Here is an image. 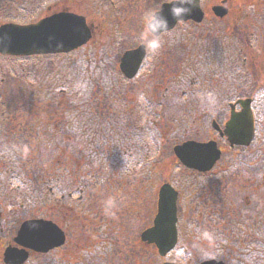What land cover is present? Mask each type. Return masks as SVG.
Wrapping results in <instances>:
<instances>
[{"label": "rangeland", "instance_id": "rangeland-1", "mask_svg": "<svg viewBox=\"0 0 264 264\" xmlns=\"http://www.w3.org/2000/svg\"><path fill=\"white\" fill-rule=\"evenodd\" d=\"M163 1L125 0L124 2V0H120L115 3V6L101 7L104 8L101 11L96 9L89 0L60 1V3L50 5L48 9L42 10L39 14L33 15L31 19L38 20L53 12L66 9L85 15L89 23H95L96 26V33L87 45L67 54V57L63 55H48L30 57L21 61L5 59L4 57L0 59L1 68L5 70L4 72L0 71V115L3 114L5 117V120H3L0 116V143L6 146L13 145L8 152L3 151L1 159L18 163V168H15V170L17 169L21 173V179H19L20 190L24 194L30 190V197H32L28 205L29 209L25 207L20 210L18 216L21 217V220L29 217L51 219L61 225L67 232V242L63 247L51 251L49 255L53 257H71L73 261L81 259L86 252L97 254L100 248H105L110 254H113L115 250L118 252L112 261V263L115 262L113 264H162L165 260L182 264H199L203 260L211 258L222 259L227 264H255L263 262L264 242L262 240L264 238V223L262 222L264 220H261L260 224H258V221L253 224L249 215H253L255 212L259 215L261 212L260 218H264V165H262L264 162V135L262 136L259 133L253 143L257 146L255 150L258 151V155L252 159L251 162L253 164L251 165H261L259 173L255 172L252 174L240 171L239 162H236V164H231L230 162L233 157L232 153H227L221 163L211 172L210 180L218 177L213 181L214 186L221 191L222 196H218V189L213 192L211 189L208 192V190L205 191L202 188L203 185L208 184L209 178L206 176L195 178L192 172L179 166L177 167L176 156L170 153H165L164 155L162 152L154 154L147 161L149 163L138 167V177H126V179L122 177L123 179L119 180L117 177L122 175L117 173L110 175L111 173H108V164H114L117 161L126 162L127 160V152L129 151L120 146V144L122 145V139L118 138L119 147L115 145L112 150L101 149V144L97 142L98 137L95 136L94 130H88L85 132V136L82 135V126L85 125L84 122L86 121H83L81 117L77 118L74 112L70 113L65 110V106H68L71 101L72 96L69 97L71 89H73V92L75 90V92L78 91L82 94L81 89H78V87L86 84V89H83L86 92L83 94L84 96L90 94L91 97H94L97 92L95 89L91 90L90 88L89 73L84 70L86 62L90 64L91 68H94L95 64L91 63V61L98 57L95 54L98 49H101V51L105 50L106 55H111L114 50H117L118 45L116 44L111 48L112 52H107L112 41L118 35L130 34L134 38L130 39L129 37V41H125L121 51L143 41L145 14L149 11H156ZM221 1L202 0L206 7ZM257 1L264 2V0H230L229 2L235 5V13L233 12L227 22L233 18L236 21L239 13L242 12L243 28L246 32H254L261 38L262 36L259 33L263 32V21L259 19L258 24H256V18L249 13V10L261 7V4H258L257 7ZM109 8L112 9V15L120 14L112 22L109 21L111 19L108 16ZM36 11L38 12L39 10L36 9ZM100 12L105 14L103 15ZM105 21L108 22L105 23ZM183 28L185 26L178 27L173 33L181 37L186 32ZM178 37L176 41L171 38L161 43L162 47H167L172 51L173 59L178 58V65H184L186 69H194L195 71L196 65L204 61L206 57H217V50L211 51L207 49L208 54L201 51L196 56L192 54L193 58L189 60L186 49L191 40L188 41L183 37L181 43ZM226 48L219 49L218 58L222 56L224 51L226 52ZM244 53L250 58L248 63L251 64L253 61L257 65L258 76L262 77L260 82L264 84V70H261V67L264 66V42L257 47V51L246 48ZM194 60L197 61L195 62ZM10 61L15 65L9 68H16V71L22 72H24V68L25 72L33 77L28 81L32 82L33 86L37 87L40 85L42 88H38L39 91L35 94L29 91L30 83L23 81L22 87L25 88V91L23 90L22 92H26L27 86V91L33 95L32 104L27 103L25 97L22 98L26 102L19 99L22 95L19 90L22 89L12 90L9 87L10 85L7 84L9 81V74H7L9 70L5 66L9 65ZM115 65H117L116 62ZM161 70L162 72L157 76L162 80L164 77L168 79L162 82L163 87L161 89L152 91L157 97L156 100L160 99V96L164 94L165 86H170L167 82L172 74L164 69ZM47 72L50 74H47ZM102 74L103 71L101 70L97 73L98 80L110 86L111 80L107 77V74L103 77L101 76ZM213 78L215 79V76ZM213 78H202L201 81L200 79L198 80L200 81L198 83H196V79L193 83L190 79L187 84L177 89V105H173L171 110L168 109L170 113L168 116L173 115L174 119L165 123L163 118L159 117L160 126L158 130L164 126L165 132L168 133V137L163 143L168 142L167 144L171 145L170 142L175 143L177 139L185 140L194 136L202 139L206 137L204 134L197 135L199 132L198 128H200L202 123L201 117L207 112L208 114L213 112L214 106L209 108L201 102L205 107L200 108L199 103L195 101L198 98L193 97L199 96L201 100V96L206 94L207 90L212 91L208 85L215 83L214 93L223 98L228 85L225 83L223 88L217 87L216 81L210 82ZM91 79L94 80L92 76ZM48 83L57 84L56 86L54 85L55 88L51 93L53 98L50 97L47 91L46 86L50 85ZM158 83L159 81L156 80L155 85H153L156 86ZM92 85L94 86L93 83ZM16 86L18 85L16 84ZM102 88L104 89V85H102ZM119 88L121 89L122 87L119 86ZM42 90L45 96L39 95ZM183 92L186 94H183ZM128 94L130 98L133 97L132 90H129ZM81 98L79 97V99ZM50 99H52L53 105H51ZM217 100L216 96V102ZM192 101L195 102L192 103ZM115 102L119 105L117 101ZM261 103L260 100H257L255 105L262 109L264 104L262 105ZM192 105L195 108L197 105V110L189 109ZM204 109H207V111ZM92 111L93 114L96 112L94 108H92ZM84 115L82 113V116ZM8 118H12L14 130L7 125L6 120ZM3 121L5 122L3 123ZM36 122L38 124L35 126ZM57 122L58 127L56 126ZM39 123L41 126H39ZM93 124L94 126L99 125L97 122H93ZM259 124L260 127L261 125L264 126L263 114L259 115ZM31 126L33 127L31 128ZM52 127L59 129V132L51 134L49 128L51 130ZM133 127L136 128L135 126ZM66 130L71 132L66 133ZM62 131L64 133L62 138L64 142L60 138L61 134H59ZM203 131L200 132L203 133ZM36 133H39V137L35 138L34 134ZM121 134H125L126 137L129 135L126 130H123ZM132 134L128 137L130 141L137 135L135 130ZM19 136L21 138H18ZM91 137L93 139H89ZM17 140L20 142L18 141L17 143ZM44 140L47 141L48 145L44 144ZM129 140L125 143H131ZM86 142H89V144L86 145ZM250 150L251 153L255 151ZM108 155L111 160L107 158ZM19 162H24V164L20 165ZM145 169L150 171L147 176L141 173ZM233 170L238 173L236 177L228 173ZM87 171L93 177L94 174L98 177L100 175L104 177L105 175L106 179L101 177L96 185L94 184L88 191H84L82 195L73 191L75 194L70 197L69 193L73 188H76L77 182H80V179L86 176ZM166 181H170L180 191V240L169 256L162 258L159 256L155 246L141 242L140 234L153 223L157 212L158 190L161 184ZM208 185H211V182ZM48 189H55L54 191L57 195L54 198L47 195L46 201L39 200L38 198L43 196L42 192L46 194ZM80 195L82 196L81 198ZM215 198L216 200L221 199L224 201L225 207L228 208L225 211L231 218L229 221L232 223L236 221L240 225L237 227L234 225L226 226L225 220H220L218 223L219 218L216 216L220 212V204L217 203L219 200L216 202ZM21 201L20 198L17 200L18 205ZM108 201L112 202V207L106 211ZM3 204L4 207L6 202H3ZM233 214L234 216H232ZM201 222H204L205 229L199 224ZM4 224L5 222L3 221L2 226ZM214 229L223 231L219 233ZM211 230L216 233V238L221 235L230 237L222 238L221 246L225 248L228 245H234L231 249L238 254L240 253V255L235 256L231 250L224 249H222V251L224 250L223 253H219L220 248L218 246L220 245L218 241L213 242ZM205 231L211 234V240L202 237V233ZM14 235L15 232L13 231L7 232L5 230L3 232L0 264H5L3 262L4 243H7ZM233 238H238L240 241L238 246L233 242ZM258 238L262 240H258ZM86 247L88 250L85 249ZM239 247L241 250L237 252L236 249ZM250 248L254 250L255 254L261 252L258 257L262 260L256 259L257 257L253 256V253H250L249 257L244 258L242 251ZM229 254L233 256L229 257ZM36 257L37 254L31 257L30 264L36 262L34 261ZM183 257H185L184 262L182 261ZM104 261L108 263V260Z\"/></svg>", "mask_w": 264, "mask_h": 264}, {"label": "flooded vegetation", "instance_id": "flooded-vegetation-1", "mask_svg": "<svg viewBox=\"0 0 264 264\" xmlns=\"http://www.w3.org/2000/svg\"><path fill=\"white\" fill-rule=\"evenodd\" d=\"M60 1L62 2L63 0H0V26L6 23L28 24L36 22L41 18L38 20L31 19L30 17L32 15H37L42 10L48 9L50 5L60 3ZM89 1H91V3L95 6L96 9L101 11L104 10V8L101 7H107L109 5L115 6V3L119 2L120 0ZM229 1L230 0H227V2L225 3V5L228 7V12L226 15L218 16L213 10V7L217 4H221L223 0L220 3L212 4L211 6L207 7L202 2V8L204 10V17L202 21L198 22L193 19L187 21H178L173 28L160 33L161 43L171 38L176 41L178 35H175L173 32L178 27L181 28L185 26V28H183V30L186 31L185 34H183L181 37L179 36L178 38L180 39L181 43L183 41V37L188 41L191 40V42H189L188 48L186 49L188 51L189 60L193 58L192 54L196 56L201 51H204L208 54L207 49L211 51L217 50V57H206L204 61L196 65L195 71L194 69H186L184 65H178V58H172V51H170L167 47L161 46L160 50L155 54H152L146 50L145 56L139 66L136 75L133 77H128L121 69L122 57L126 51L133 50L141 45H144V43L143 41L138 42L136 45L128 47L121 51V47L125 45V41H129V37L130 39L134 38L131 37L130 34L116 36L112 41L111 46H109L107 52H112L111 48L116 44L118 45L117 50L120 51L114 50L111 55H106L105 50L101 51V54L102 56H104V60L106 63L105 67L107 71V77L111 80L110 86H107L100 81L94 82V89L97 92L95 96L92 97V101H95L96 106L100 103H107L105 115H107L109 119H125L128 123L132 121L133 125H135L134 122L136 121L141 122L138 125V136H141L146 121H148L149 125H155V127L157 128L156 130L158 131L160 126L159 117H162L164 121H172V119H174V117L172 116H164V118L161 112H163V108L171 109L173 108V105H177L178 101L176 99V93L178 88L187 84L190 79L192 80V83L195 79L196 83H198L201 81L202 78H213V76H215V79H211L210 82L216 81L217 87L220 88H223V85L227 83L228 88L223 98H221L216 93H214L213 89L215 88V83H211L208 85V87L211 88L212 91L207 90L206 94L212 93L215 98L217 96L218 100L214 105V111L210 114H208L207 112L204 116L201 117L202 123L200 128H198L199 132L197 133V135L204 134L206 137L202 139L198 138V136H194L185 140L177 139L175 143L171 141L170 144L173 148L176 144L183 143L187 140L216 141L217 145L222 150L223 158L227 155V153H232V158L238 159L237 162H239L240 171L252 173V169H255L258 166L251 165L253 164V162H251L252 160L247 161L246 159H253L258 155V151L255 150L257 146L253 143L249 146H233L226 134V125L227 122L231 119L233 111L237 113L242 111L243 107L238 101L250 99V106L254 117L255 139L256 136L258 137L259 133L262 134V136L264 135V126L261 125L260 127L259 124V115H264V106H262L261 109L257 107V105H255V102L257 100H260L262 102V105L264 104V84L260 82L262 80V77L258 76L257 65H255L253 61L251 62V64L248 63L250 58H248V56H246V54L244 53L246 48H250L253 51H257V47L260 46L261 43L263 44L264 42V2L257 1V7L258 4H261V7L259 9L249 10V13L253 15L252 17L256 18V24H258L259 19L260 21H263V32L259 33L262 37L259 38L258 34H255L254 32L250 31V33L246 32V30L243 28L244 23L242 21V12L239 13L236 21H234L235 18H233L231 21L227 22L233 12L235 13V5H233V3ZM166 2H168V0H164L156 11H158L161 6ZM36 9H38L39 11L37 12ZM109 10L110 12L107 11L108 16L111 18L109 21L112 22L120 14L114 16L112 15V9L109 8ZM62 11L70 10L66 9ZM57 12H53L44 17H48ZM100 13L103 15L105 14L103 12ZM107 22L108 21H105V23ZM91 25L93 27V33L95 35V23H91ZM223 47H227L226 52L224 51L222 56L218 58L219 49ZM48 55L60 56L64 55V53L32 56H12L0 53V59L4 57L5 59L21 61L30 57H41ZM226 56L229 57L228 60ZM100 60L101 59H97L96 61ZM194 61L196 62L197 60ZM115 62L117 63V65H115ZM14 65L15 64L10 61L9 65L5 66L9 70V73H7L9 74V81L7 83L8 85H10L9 87H11L12 90L22 89L19 90L22 92L23 90L25 91V88L22 87V83L23 81H27L30 83L29 91L34 92L36 94L39 91L38 87L33 86L32 82L28 81L30 78L33 77L26 73L24 68L23 71L25 73L22 71H16V68H9L10 66ZM1 67L2 66L0 64V71L4 72L5 70H3ZM161 69L169 71L172 74L169 77V81L167 82V84H169L170 86H165L164 94L160 96V99L156 100L157 97L152 93V91L161 89L163 87L162 82H165L168 79L167 77H164V79L162 80L160 77L157 76L162 72ZM261 70H264V66L261 67ZM199 79L200 81H198ZM156 80H158L159 83L154 86ZM15 83L18 86H16ZM102 85H104V89L102 88ZM98 86H100L101 88ZM119 86L122 88L120 89ZM27 90L28 88L26 86V92H20V94L22 95L19 97V99L23 102L27 101V103L32 104L33 95H31L30 92H28ZM129 90L133 91V97L131 98L128 94ZM183 94L186 93L183 92ZM22 97H25L26 101H24ZM195 97L198 98L195 99V101L198 102L200 108H202L204 106L201 103L202 100H200L199 96H194L193 98ZM115 101H117L119 105H117ZM195 101H192V103H194ZM192 108L193 110H197V105L196 108L192 105V107H190L189 109ZM204 110L207 111V109ZM132 128L133 130H135L134 127ZM200 131H203V133H201ZM167 137L168 134L166 138ZM12 147L13 145L6 146L0 143V253L3 239L2 232L7 230V232L13 231L16 234L21 225L26 220L33 219V217H29L24 220H21V217L18 216L20 210L24 209L25 207L28 208V205L30 204V199L32 198L30 197V190L27 191L26 194H24L23 191L20 190L21 184L19 182V179H21V173L17 169L15 170V168H18V163L15 161L12 162L1 159L3 151L8 152ZM250 149L255 150L254 153H251ZM19 164L23 165L24 162H19ZM218 164L219 162L217 163V165ZM143 165V159L138 158L136 166L139 167ZM178 165L179 164L177 163V166ZM262 165H264V162ZM216 166L208 172L202 173L196 171L195 175L197 177H210L211 172L215 170ZM228 173L233 177H236V175L238 174L236 171H229ZM217 178L218 177L212 179V186L205 187L206 190H204H208V192H210L211 189L212 192L217 190L218 187L214 186L213 182ZM26 182H24V184H26ZM209 183L210 181H208V184ZM76 190H81L80 184L76 186L75 192ZM75 192H70L69 196L72 197ZM218 196H222L220 190L218 191ZM81 197L82 196L80 195V198ZM19 198L22 201L18 205L17 200ZM217 200H219V202H217ZM217 200L216 202L220 204V212H226L225 210L228 208L225 207L224 201L221 199ZM3 202H6L4 207ZM3 221L5 222L4 226H2ZM233 225L235 227L238 226V224ZM13 240L14 237L8 240L7 243H4V245L7 246L8 244L12 243Z\"/></svg>", "mask_w": 264, "mask_h": 264}, {"label": "water", "instance_id": "water-1", "mask_svg": "<svg viewBox=\"0 0 264 264\" xmlns=\"http://www.w3.org/2000/svg\"><path fill=\"white\" fill-rule=\"evenodd\" d=\"M225 3V1H223ZM172 5L164 3L159 12L168 20L169 30L179 21L171 14ZM213 10L218 16L226 15L228 8L224 4L215 5ZM204 11L201 0H197L191 12L180 20L194 19L202 21ZM92 37V31L86 17L74 12L62 11L30 24L6 23L0 26V52L13 55H32L43 53L70 52L86 43ZM146 48L141 45L126 51L122 57L121 69L128 76L136 75L145 56ZM243 109L232 113L226 125V134L232 144L248 145L255 133L254 117L250 99L240 100ZM175 153L181 162L199 171L210 170L221 157V150L216 141L198 142L189 140L176 145ZM178 198L179 192L170 184L164 183L159 191L158 211L153 225L141 233V240L154 244L161 257H166L177 245L178 230ZM65 231L54 221L35 218L26 220L20 227L15 242L19 245H9L3 255L6 264H24L30 250L47 253L66 242ZM163 264H181L174 261H164ZM200 264H226L223 260L209 259Z\"/></svg>", "mask_w": 264, "mask_h": 264}, {"label": "trees", "instance_id": "trees-1", "mask_svg": "<svg viewBox=\"0 0 264 264\" xmlns=\"http://www.w3.org/2000/svg\"><path fill=\"white\" fill-rule=\"evenodd\" d=\"M32 16L30 18H32ZM95 54H97L98 57L91 61V63L95 64V67L91 68L90 64L88 62H86V66L84 68L85 72L89 73V81L91 82V84H90L91 90L95 88V86H93L92 83L94 84V82L99 81L97 78V73L100 72V70L103 71V74L101 75L102 77L105 74H107L106 67H105V60H104V56H102V54H101V49H98L97 52H95ZM63 56L67 57V54H64ZM97 59H101V60L96 61ZM48 74H50V73H48ZM91 76L94 78V80L91 79ZM71 81H72V79H71ZM86 82H87V80H86ZM48 84H50V85L46 86L47 91H48L50 97L53 98L51 93L57 84L56 85H55V83H48ZM37 87L39 89H42L40 87V85H38ZM78 89H81L82 94L79 93L78 91L75 92V90L73 92V89L70 90L69 97H71V96L72 97H71V101L69 102L68 106H65L66 107L65 110L70 112V113L74 112L75 115L77 116V118L81 117V118H83V121H86V122H84L85 125L82 126V135L85 136V134H86L85 132L88 130H94L95 136L98 137L97 142L98 143L100 142V144H101L100 148L104 149V150H107V149L112 150L115 145L119 147L118 138H120V139H122V142H121L122 145L120 144V146L123 148H126V150L129 151V152H127L126 162H118L117 161L116 163L114 162V164L113 163L108 164V167H109L108 173H111L110 175H114V173H117L118 175H122V176L117 177L119 180H122L123 178L126 179V177H138V167L136 166V162H137L138 158L143 159L144 166H145L147 163H149L147 161L150 158H152L154 156V154H157V153L160 154L161 152L163 155L165 153L173 154L172 147L168 146V145L166 146V144L163 143L165 140V137L168 134L165 132L164 126L162 127L161 131L160 130L157 131L156 130L157 128L155 127V125H152V124L149 125L148 121H146L144 128H143L142 135L137 136L138 135V128H139V126H138L139 122L138 121L134 122L135 125H133L132 121L128 123L125 119H118V118L109 119L107 117V115H105V109L107 107V103H100L96 106L95 101H92V97L90 94H88L87 96H84L83 94H85L86 92H84L83 89H86V84H84V86L78 87ZM39 95L45 96V94L43 93V90H42V93ZM79 97H82V98L79 99ZM50 102H51V105H53L52 99H50ZM92 108L95 109V111L97 112V115H96V112H94V114H93ZM169 110H171V109H169ZM169 110L163 108V112H161L162 116L163 117L164 116L169 117L168 116L170 114ZM147 112H148V110H147ZM82 113H84L85 115L82 116ZM0 116L3 120H5L4 119L5 117L3 116V114H1ZM8 117H11V116H8ZM172 117H173V115H172ZM6 121H7V125L9 126V128H12V130H14V123H13L12 118H8V120H6ZM4 122L5 121H3V123ZM93 122H97L99 125L94 126ZM164 122L166 123V121H164ZM131 123H132V125L129 126V124H131ZM37 124L38 123L36 122L35 126ZM102 124H104V125L102 126ZM33 126H31V128ZM39 126H41L40 123H39ZM56 126L58 127V122L56 123ZM133 126L136 127L135 133L137 135H135L134 136L135 138H132L130 141L128 139V137L130 135H133L132 133L134 130H133V128H131ZM77 127H78V124H77ZM4 129H7V128H4ZM123 130H126V132L129 133V135L127 137L125 134H123L124 136L121 134V133H123ZM49 131L51 132V134H55L56 132H59V129L52 127L51 130L49 128ZM68 132H71V131L66 130V133H68ZM38 134L39 133L34 134V137L35 138L39 137ZM59 134H61L60 138L63 141V139H62L64 136L63 131ZM18 138H21V137L19 136ZM89 139H93V137H91ZM19 140H17V143ZM127 140H129L131 143L126 144L125 142ZM44 144L48 145L46 140H44ZM88 144H89V142H86V145H88ZM137 155H138V157H136ZM107 158H109V160H111V157L109 155L107 156ZM251 160L252 159H250V158L247 159V161H251ZM180 167L184 168L182 165ZM260 170H261V166L258 165V167H256L255 169H252V173H255V172L259 173ZM87 172L88 173L86 174V176L83 177V179H80V182H77V186L80 184L81 190L80 191L76 190V192L81 193V195L84 193V191H88L94 184L96 185L98 183V180H100L101 177L103 176V175L99 174L100 177H98L94 174V177H93V175L90 174L89 171H87ZM148 172H150V171L145 169V170H142L141 173H143L144 175L147 176ZM102 178L106 179V176L104 175V177H102ZM209 181L212 182V180H210V179H209ZM210 186L211 185L205 184V185H203L202 188L206 190L205 187H210ZM50 190L48 189L46 191V194H45V192L41 191L43 196L41 198H38V199L41 201H46L47 195L54 198L57 195L54 191L55 189H53V191L52 190L50 191ZM73 191H75V188H73L71 192H73ZM260 215H261V212L259 215H257L256 212L253 215H249L253 221V224L256 221H258V224H260L261 220H264V218H262V217L260 218ZM232 216H234V214ZM216 217L219 218L218 223L220 222V220H225L226 221L225 224H227L226 226H229L232 224L240 225V223H237L236 221L234 223L229 221L231 218L228 215V213H226V212H219L218 216H216ZM211 222L213 223L212 219H211ZM262 223H264V221ZM199 224H201V226L205 229L204 222H201ZM199 224H198V226H199ZM198 226H196V227H198ZM214 230H216L219 233L223 231V230L220 231V229H214ZM211 232L213 233V236H212L213 242L218 241V243L220 245V246H218L220 248L219 253H221V252L223 253L224 250H231L232 252H234L231 249L234 247V245H228V247H225V248H223L221 246V244H222L221 239L222 238H230V237H224L223 235H221L219 238H216V233L213 232L212 230H211ZM2 235H3V232H2ZM233 239H234L233 242L238 246L240 244V241L238 240V238H233ZM258 240H262V239L258 238ZM262 241L264 242V238ZM211 243H212V241H211ZM85 249L88 250L87 247ZM222 249H224V250L222 251ZM240 250H241L240 247L236 249L237 252H240ZM117 253L118 252L115 250L113 254H110L105 248H103V249L100 248L99 253L91 254L89 252H86L82 256L81 259L76 260V261H73L71 257H68V258H65V256L64 257H53V256L49 255V253L48 254H37V257L35 258L36 260H34L36 262L35 263L32 262L31 264H113L115 262L112 263V261L114 260V257ZM242 253L244 254V258L249 257L250 253H253V256L257 257L256 259H260L258 256L260 255L261 252L258 253L259 255L255 254L254 250L250 248L246 251H242ZM233 254H235V256L240 255V253L238 254L236 252H234ZM34 256H36V255H34ZM231 256H233V255L229 254V257H231ZM183 258L184 259H182V261L184 262L185 257H183ZM31 259L32 258H30V260ZM30 260L28 261L29 264H30ZM104 260H108L107 261L108 263H106V261H104ZM260 260H262V259H260ZM250 261L252 262L251 258H250ZM28 263H26V264H28ZM255 264H264V261L263 262H257Z\"/></svg>", "mask_w": 264, "mask_h": 264}, {"label": "clouds", "instance_id": "clouds-1", "mask_svg": "<svg viewBox=\"0 0 264 264\" xmlns=\"http://www.w3.org/2000/svg\"><path fill=\"white\" fill-rule=\"evenodd\" d=\"M172 5L170 11L173 17L180 20L183 16L191 12L192 7H195L197 0H168ZM168 28V20L166 17L159 14V12L149 11L144 17V33L142 40L146 50L152 54L157 53L162 44L160 40V33ZM202 103L209 108L216 104V98L212 93H207L201 96ZM112 207V202L108 201L106 204V211ZM202 237L211 240V234L203 232Z\"/></svg>", "mask_w": 264, "mask_h": 264}]
</instances>
